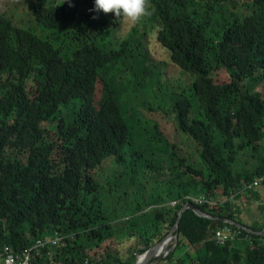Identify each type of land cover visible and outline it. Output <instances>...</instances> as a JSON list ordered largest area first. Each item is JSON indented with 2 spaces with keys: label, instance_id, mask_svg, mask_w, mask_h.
<instances>
[{
  "label": "trees",
  "instance_id": "1",
  "mask_svg": "<svg viewBox=\"0 0 264 264\" xmlns=\"http://www.w3.org/2000/svg\"><path fill=\"white\" fill-rule=\"evenodd\" d=\"M24 4L0 10V251L58 233L31 264H136L196 205L189 197L264 230V181L246 190L264 179V0H147L144 23L191 78L171 100L172 134L132 100L154 80L147 35L117 37L125 17L93 0ZM131 196L124 214L114 208ZM225 228L237 230L187 211L159 264H264V238L242 231L222 246ZM137 238L143 250H121Z\"/></svg>",
  "mask_w": 264,
  "mask_h": 264
},
{
  "label": "rangeland",
  "instance_id": "2",
  "mask_svg": "<svg viewBox=\"0 0 264 264\" xmlns=\"http://www.w3.org/2000/svg\"><path fill=\"white\" fill-rule=\"evenodd\" d=\"M25 1L26 0H0V10L4 11L14 7L16 9L15 13H21L24 11V9L26 10L27 5L24 4ZM63 24L66 26L68 21H64ZM133 30L135 39H139V37H141L143 34L147 35L146 38L145 36L142 38V44H144L146 47L144 50V53L147 56L146 64L148 69L152 71L154 77L152 79L154 80H147V83L152 90L150 88L140 89L134 94L135 96H132V100L137 103V105L148 104L151 109L161 112L154 114V118L159 123L161 129H163L167 134H172L174 124L169 122L170 119L167 116L169 113H171V100L174 98V95H179L182 92V89H180L181 87H188L191 84V78L171 64L167 54L158 44L153 30L151 31V28H149V26L144 23L143 16L136 20L125 17L123 24L117 32V37H124L125 39ZM130 78L131 76L128 75V77H125L124 82H127V80ZM147 187L151 189L152 185L147 184ZM134 200V197L131 196L124 205H120L119 200L116 197L112 204L114 205L115 209L122 211V214H124L126 210L132 207ZM251 211H255V208H251ZM248 213L249 212H244L243 219L249 222L250 215ZM127 237L128 234H124L120 235L118 238L120 241H123L126 240ZM140 241L141 240L137 238L132 242H125L121 246V250H124L125 252L135 248L138 251L143 250L144 246L140 244ZM141 256L142 255L138 256L137 258H140ZM163 261L164 259L159 261L158 264L162 263Z\"/></svg>",
  "mask_w": 264,
  "mask_h": 264
},
{
  "label": "built area",
  "instance_id": "3",
  "mask_svg": "<svg viewBox=\"0 0 264 264\" xmlns=\"http://www.w3.org/2000/svg\"><path fill=\"white\" fill-rule=\"evenodd\" d=\"M264 179L255 182L253 185H250L246 188L247 191H252L263 183ZM235 198V197H233ZM188 200L193 201L196 205H204V204H216L213 200L207 199L205 197L195 198L189 197ZM177 202L172 203V207H176ZM242 230L237 229L233 230L230 228H225L219 230L216 234V242L219 245H225L229 242H235L237 240H241ZM63 240V237L56 233L49 240L39 239L35 242L34 246L31 248H26L21 252H15L9 246H5L0 251V264H31L32 260L36 256H41L42 252L49 247H58Z\"/></svg>",
  "mask_w": 264,
  "mask_h": 264
},
{
  "label": "water",
  "instance_id": "4",
  "mask_svg": "<svg viewBox=\"0 0 264 264\" xmlns=\"http://www.w3.org/2000/svg\"><path fill=\"white\" fill-rule=\"evenodd\" d=\"M189 210L194 211L199 217H201L203 219H207V220L215 221V222H222L224 224L234 226L237 229H240V230H242L248 234L256 235V236L264 238V230L262 232L257 233L251 229H248L247 227H245L243 225L236 223L235 221L225 219V218L210 217V215L203 212V210L201 208L197 207L196 205H194L192 203H187L180 213V218H179V221H178L175 229H173L170 232V234L162 242L158 243L153 248H151L150 250L145 252L140 257V258H142V260H140V258H138L136 264H158L159 261L165 259L170 253H172L175 250V248L178 244V233H179V228H180L181 223H182V219H183L185 213ZM162 246H164L165 252H163V254L162 253L160 254L159 250L161 249ZM154 260H155V262L152 263V261H154Z\"/></svg>",
  "mask_w": 264,
  "mask_h": 264
},
{
  "label": "clouds",
  "instance_id": "5",
  "mask_svg": "<svg viewBox=\"0 0 264 264\" xmlns=\"http://www.w3.org/2000/svg\"><path fill=\"white\" fill-rule=\"evenodd\" d=\"M93 10L112 12L115 16H124L132 20L150 14L147 0H93Z\"/></svg>",
  "mask_w": 264,
  "mask_h": 264
},
{
  "label": "bare ground",
  "instance_id": "6",
  "mask_svg": "<svg viewBox=\"0 0 264 264\" xmlns=\"http://www.w3.org/2000/svg\"><path fill=\"white\" fill-rule=\"evenodd\" d=\"M134 92V91H133ZM145 92V91H144ZM119 93V92H118ZM132 94V93H131ZM124 98V97H123ZM138 98V97H137ZM136 99V98H135ZM147 100V99H146ZM121 101H123V100H121ZM123 104V103H122ZM139 105V104H138ZM145 119V118H144ZM199 198V197H198ZM199 206V205H198ZM159 252H160V254L162 253L163 254V252H165L164 251V246H162L161 247V249L159 250ZM140 260H142V258H140Z\"/></svg>",
  "mask_w": 264,
  "mask_h": 264
}]
</instances>
